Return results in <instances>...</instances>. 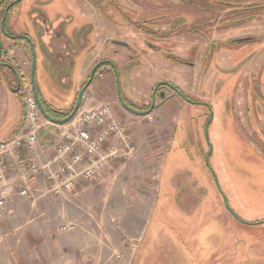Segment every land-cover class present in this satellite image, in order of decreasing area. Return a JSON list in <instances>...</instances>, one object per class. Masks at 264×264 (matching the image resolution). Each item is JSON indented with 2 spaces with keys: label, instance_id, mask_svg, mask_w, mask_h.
<instances>
[{
  "label": "rangeland",
  "instance_id": "374dc122",
  "mask_svg": "<svg viewBox=\"0 0 264 264\" xmlns=\"http://www.w3.org/2000/svg\"><path fill=\"white\" fill-rule=\"evenodd\" d=\"M92 1L100 9L91 12L81 0H22L10 11L6 31L37 39L39 14L49 26L60 21L63 34L73 35L80 28V80L84 73L82 82L88 77L90 61L110 56L118 64V90L133 103L139 98L129 93L144 95L148 88L143 81L154 74L179 86L188 82L196 99L212 100L208 141L203 106L181 104L171 95L153 112L137 115L115 102V117L131 125L135 153L113 159L94 178L80 182V198L66 202L46 195L37 206L51 207L54 222L56 212L68 207L69 220L80 221L86 251L93 247L96 252L94 258L85 254L86 262L89 256L94 260L87 264H264V14L229 30L210 25L204 33L187 29L185 36H178L172 34L188 27L198 13L194 8L167 10L178 1L164 0L165 20L158 22V14H151L155 3L134 0L132 15L147 14L144 19H150L153 36L148 37L136 34L134 24L109 0ZM179 14L187 18L180 25L172 22ZM5 35L0 33L7 41ZM230 36L258 39L222 44L221 39ZM110 40L131 44L137 52ZM213 40L218 44L214 50L208 46ZM155 43L158 50L151 47ZM124 53L134 54L138 63L118 62L116 55L126 58ZM168 54L181 61L168 59ZM41 66L48 72L54 61L46 57ZM61 70L58 67L59 78ZM129 72L136 77L132 89L127 85ZM208 142L209 165L239 220L225 210L205 164ZM155 254L160 261L153 260Z\"/></svg>",
  "mask_w": 264,
  "mask_h": 264
},
{
  "label": "crops",
  "instance_id": "0c3cea01",
  "mask_svg": "<svg viewBox=\"0 0 264 264\" xmlns=\"http://www.w3.org/2000/svg\"><path fill=\"white\" fill-rule=\"evenodd\" d=\"M79 31H76L73 35L61 32L60 36H53L56 35L54 33L39 37L40 41L42 39L43 44L46 45L56 37L57 40L61 41V45H59L61 53L55 55L58 64H60L59 67L62 69L60 78L58 77V68L47 69L48 72L42 68L41 62L45 56L38 44L36 48L37 62L34 70V84L37 97L45 106L63 113L70 112L72 109L80 90V83H83L82 79L86 77V73H84L80 80V67L78 66L80 61ZM25 34L28 33H21L20 35ZM28 35L33 43L38 41V38L36 39L31 34ZM1 36L0 40L3 47L8 46V57L12 59V63L21 75L30 77L32 66L29 45L12 44L11 41H8L9 38L5 37L6 41ZM53 47L49 46L47 50L49 55L55 54L56 50ZM116 59L121 63L125 61V58L121 55H118ZM93 63L94 61H90L88 66H92ZM1 66L7 68L5 65ZM156 79L157 77L154 74L148 81L142 80L145 83L147 82L145 84L148 88L147 91ZM134 80H136V77H133L132 74L128 87L131 88ZM137 80H139V77ZM17 82L10 73L0 69V142L17 133L23 120V95L19 91ZM189 85L188 82H185L182 87H189ZM15 89H18V91H15ZM147 91L143 90L144 95L139 92L140 97H144L148 93ZM104 102H111L113 108L115 102H117L113 86V75L109 70H106L89 86L83 97V106L85 107ZM47 120L48 124L39 130L38 141L33 148L23 147L19 149L18 153L24 159L41 163L52 155L53 143L58 138V130L62 124L52 118ZM132 155L117 158L127 159ZM10 168L9 175L12 177L17 174L18 168L13 163ZM29 184L32 192L28 198L20 196L15 191L5 203V206L0 208V264L4 262L11 264L10 261L15 264H87L93 262L92 257H95L96 252L93 247H88L86 251L87 243L81 234L80 221L69 220V209L66 206L61 207L60 211L56 212L58 216L54 222L51 216L53 212L51 207L42 209L37 206V202L41 198L50 195L44 192L45 184L42 177L38 175L31 178ZM75 198H80V183L76 186L68 201ZM70 224V229H62V227L70 226ZM85 254L92 256L87 257L90 259L88 262L85 260Z\"/></svg>",
  "mask_w": 264,
  "mask_h": 264
},
{
  "label": "built area",
  "instance_id": "2783aa9c",
  "mask_svg": "<svg viewBox=\"0 0 264 264\" xmlns=\"http://www.w3.org/2000/svg\"><path fill=\"white\" fill-rule=\"evenodd\" d=\"M22 102L20 128L0 142V208L15 191L28 198L32 192L29 180L38 175L43 179L46 194L68 201L80 182L94 178L110 160L128 157L136 151L131 125L115 117L111 102H104L82 106L71 121L59 127L53 153L46 161L24 159L19 149H32L38 141L39 130L48 124L28 76L23 79ZM12 163L18 172L11 177Z\"/></svg>",
  "mask_w": 264,
  "mask_h": 264
},
{
  "label": "flooded vegetation",
  "instance_id": "af4514ba",
  "mask_svg": "<svg viewBox=\"0 0 264 264\" xmlns=\"http://www.w3.org/2000/svg\"><path fill=\"white\" fill-rule=\"evenodd\" d=\"M21 1L22 0H0V29H1V31L6 33L5 37L9 38L10 40L14 39L16 37H24V36H26L28 38V36H29L28 34H25V35H13L12 36L6 31V25H7L6 21L8 20L7 18L9 16V14H10V11L16 5H18ZM109 1H110V4H112L113 7H115L117 9L119 14L127 22H130L131 24H134V27L137 28V29L134 30L136 34L146 35L148 37H152L153 36L152 35L153 32L149 31V27L147 25V22L150 19H147V18L144 19V16H147V14L139 15V13H138V14L132 15V13L135 12V11L133 9H131V6H132V4L137 5L136 2H134V0H126V3L119 2L118 0H109ZM144 1L145 2H142L141 5H148L150 3L151 4L155 3L156 6L153 5V8H152L153 12H151V14L152 13H157L158 14L157 17L159 18L158 22H164V20H165L164 18L166 16L165 13H164V10L166 9L164 0H150V1L144 0ZM177 1H178V4L174 3L173 5L168 2L169 5H171V7L167 8V10H173V9L175 10V9L179 8L180 6H182V5L185 6V7L194 8L196 10V12L200 13V14L197 13V15L195 17H191V15H188L194 21L206 20V19H204V18H206V17H204V15H209L210 17L207 18V19L215 18L216 21L217 20H226L228 18V16H229V14L226 15V13H224V12L216 14V15H213L211 13L204 12L203 10H201L200 8L197 7V5H199V3L201 1L203 3L204 2L209 3L208 0H177ZM222 1L227 3L229 0H222ZM233 1H236V0H233ZM146 2H148V3H146ZM81 3L85 4L86 6H88L90 8L91 12L96 11V9H100L99 6L97 4H95V2L92 1V0H81ZM151 4H150V6H151ZM154 9H156V10H154ZM167 15L171 16V14H167ZM38 16H40V18H42V20H41L42 22H40V21L38 22V24H39V37H44L46 34H54V33L56 35H53V36H60V33H61L60 24H58V22H60V21H54L53 25L49 26V22L44 17H42L41 14H39ZM3 17H4V23L2 25L1 24V20H2ZM109 18L111 19V17H109ZM238 19L239 18H235V20H237V21H238ZM175 20H176V23L178 25H180V24H183L184 21L187 20V18H185V16H182V15L180 16V14H179V15H177V17L175 19L172 20V22L175 21ZM193 20L188 25V27L181 28L182 30L179 29L177 33H173L172 35L185 36L184 32H186L187 29L190 30L191 26L197 24V23H194ZM111 22H113V20H111ZM162 25H164V23H162ZM238 25L239 24H237L235 26H238ZM235 26H231V27L227 26V27H224L222 29L229 30L230 28H233ZM114 28L116 29V27H114ZM172 32L173 31H170V33H172ZM192 32H195V31H192ZM123 35L127 36L128 34L127 35L123 34ZM161 35H163V36H161ZM161 35L157 36V39L160 38V37H164L165 36L164 33L161 34ZM39 37H38V41L36 43H34L35 48H37V44H38V47H42L43 46L44 42H42V39L40 41ZM248 37H251V36H248ZM27 38H26V40H27ZM242 39H244V37H236V36L231 37L230 36L228 38H222L221 40H223V42H224L222 44H225V43H229L230 44V43H235L236 41H239V40H242ZM253 39L257 40L258 37L257 38L254 37ZM26 40L22 41L21 44H24V45L28 46V41H27V43H25ZM110 41L115 43L113 40H110ZM115 41H119V40H115ZM121 42H123V41H121ZM124 43H126V42H124ZM196 43H198V42H196ZM115 44H117V43H115ZM126 44H127V46H123L124 48L129 49L133 53L137 52L136 48H134L131 44H128V43H126ZM151 45H152L151 47L153 49H155V50H158L160 48V46H158L157 43H155V45L154 44H151ZM217 45L218 44L215 42V40H213V42H208V46L210 47V49L214 50L217 47ZM3 54H4V52H3ZM124 54L126 55V58H125V61H124L126 64H130V63L131 64H136V63H138V61L135 60L134 54H132V53H128V54L124 53ZM116 57H117V55H116ZM102 61H108L110 63H114L115 66L116 65L118 66L117 61L112 59V58H110V56H108V59H103V60L102 59L101 60L98 59L96 61V63L93 64V66L98 64V63H100V62H102ZM124 62H122V63H124ZM108 70L111 71V73L113 75V86H114V91H115V94H116L117 103L119 104V106L121 108H123V110H126V111H128L130 113H133V114L141 115V113H144V112L148 111V109H149V107H150V105L152 103V100H153L154 101V106H153L152 110L150 111V112H153L156 109L157 103H160L161 101L166 100L170 95H174L175 97H177V99L180 101L181 104L189 103V104H195V105H199V106L205 107L206 108V112H207V117H208V119L206 121L207 128H208L209 124L211 123V121L213 119L214 106L212 104V100L211 99H196V96L193 95V93L191 92L189 87H182V86L176 85L175 83H172L171 81H167L164 78L163 79H161V78L156 79L151 84L149 90L147 91L148 93H146L144 97H140V95H138V96L137 95H133V94L128 92L132 97H136V99L139 98V100H136L135 103H133L134 101L131 102V100L128 99L127 97H122V95L120 94V92L118 90V72L116 73L117 75H115V73L112 70L111 66L109 67ZM131 75H132V73L129 72V76L128 77H131ZM88 76H89V74H88ZM87 79H88V77L83 82V85L87 81ZM128 84H129V81L127 82V85ZM170 85L174 86L177 91L173 90ZM181 95L183 96V98L180 97ZM241 96L242 95H240V98H241ZM236 97L239 98L238 96H235V98ZM125 105L127 107L133 109L137 113H134L133 111L128 109ZM205 127H206V125H205ZM210 154H211V152H210ZM210 154H209V156H210ZM209 156H208V159H209ZM205 159H206V157H205ZM208 163H209V161H208ZM160 259L161 258L159 256H157V254H155L153 260L158 262V260L160 261Z\"/></svg>",
  "mask_w": 264,
  "mask_h": 264
},
{
  "label": "trees",
  "instance_id": "16d2710c",
  "mask_svg": "<svg viewBox=\"0 0 264 264\" xmlns=\"http://www.w3.org/2000/svg\"><path fill=\"white\" fill-rule=\"evenodd\" d=\"M209 3L206 2H200L199 5H197L198 8L203 10L204 12L211 13L213 15L219 14V13H226V15L229 14L228 18L226 20H215V18L212 19H206L200 21V23H197L196 25L191 26L190 30L195 31V33H204L207 30H210L209 26L213 25L215 29L218 28H224V27H231L235 26L237 24H240L245 21H251L253 18L255 19L257 16H260L261 14H264V0H229L227 3L223 2L222 0H208ZM216 17V16H215ZM235 18H239L238 21L235 20ZM216 25V26H215ZM200 27V28H199ZM205 27V31L201 28ZM0 33L2 34V31L0 29ZM26 36L24 37H16L14 39H11L12 44H21L22 41L26 40ZM254 40L253 37L244 38L242 40L236 41L235 43L243 42V41H249ZM27 43V40L25 41ZM3 52L0 58V61L5 64L12 65L15 69V71H12L10 69H7L8 72L19 85V91L23 95V77L20 73V71L17 69V67L12 63V59L8 57L9 51L8 47H3ZM167 58L174 61H181L179 58L177 59L175 56L167 55ZM0 64V67H3ZM110 67V62L108 61H102L98 63V66L95 70V73L93 75L91 84L94 83L106 70H108ZM41 103V102H40ZM42 107L44 108L45 112L48 114V116L54 120H63L65 119L70 112H60L52 110L50 107L45 106L43 103H41ZM232 216V215H231ZM233 217V216H232ZM235 219V218H234Z\"/></svg>",
  "mask_w": 264,
  "mask_h": 264
},
{
  "label": "water",
  "instance_id": "95a60500",
  "mask_svg": "<svg viewBox=\"0 0 264 264\" xmlns=\"http://www.w3.org/2000/svg\"><path fill=\"white\" fill-rule=\"evenodd\" d=\"M3 23H4V17H3L2 20H1V24H2V25H3ZM2 29H3V28H2ZM56 38H57V37H56ZM56 38H53L52 40H50L49 43H48L47 45H46V44H43V46L40 47V49H41V51L43 52L45 58L48 57V59H51L52 61H54V66H53L54 68H58L59 65H60V64H58L57 57H56L55 55H60V53H61V52H60V49H59V45H61V43H60L61 41H60L59 39L57 40ZM27 41H28L29 50H30V53H31V66H32V69H31L30 79H31V83L33 84L34 93H35V96H36V98H37V101H38V104H39V107H40V109H41L42 114L44 115V117H45L46 119H51V118L48 116V114L45 112L44 108L42 107V105H41V103H40V101H39V99H38V97H37L36 91H35V84H34V70H35L36 62H37V54H36V48H35V46H34L33 41H32L29 37L27 38ZM56 41H59V42L56 43ZM114 42L117 43V44H119V45H122V46H127L126 43L121 42V41H114ZM49 46H52V47L54 46L53 48L56 50V51H55V54H53V55H49V53L47 52V50L49 49ZM57 48H58V49H57ZM2 53H3V45H2V43H1V41H0V58H1V54H2ZM0 64H4L7 68H9L10 70L16 72V69H15L12 65H10V64H5V63H3V62H1V61H0ZM97 66H98V64H96V65H94V66L92 67V69H91V71H90V73H89V76H88L87 81L84 83V85H83V86L81 87V89L78 91L77 96H76L75 103H74V105H73V107H72V109H71L69 115H68L65 119H63V120H57L59 123H61V124H65V123L69 122V121L75 116L76 112H77L78 109L80 108V105L82 104L83 97H84V93H85V91L87 90V88L90 86V83H91V81H92V78H93V75H94V73H95V70H96ZM110 66H111L112 70L114 71L115 75H117V74H116V66L114 65V63H110ZM44 67H45V66H44ZM45 68H46V67H45ZM170 86H171V88H172L173 90L177 91L176 88H175L174 86H172V85H170ZM15 91H18V89H15ZM152 97H153V96H152ZM180 97L183 98L182 95H181ZM125 106H126V105H125ZM153 106H154V101L152 100V103H151V105H150L148 111H146V112H144V113H141V114L143 115V114H145V113H149V112L152 110ZM126 107H127V106H126ZM127 108L130 109L131 111H133L134 113H137V112L134 111L133 109H131V108H129V107H127ZM205 135H206V139H207V141H208V138H207V124H206V127H205ZM210 151H211V144L209 143V152H208V154L206 155L205 163H206L207 167L209 168V170L212 172V175H213V177H214V179H215V183H216V185H217V187H218V190H219V192H220V194H221V197H222V200H223V204H224L225 210L228 211V212H229V213H230L235 219H238V220H239L238 216L235 214V212H234V211L231 209V207L229 206V204H228V202H227V200H226L225 195L223 194V192L221 191V189H220V187H219L218 179L216 178L215 173L212 171V168L209 166V163H208V156H209V154H210ZM240 221H241V220H240ZM241 222H242V221H241Z\"/></svg>",
  "mask_w": 264,
  "mask_h": 264
}]
</instances>
